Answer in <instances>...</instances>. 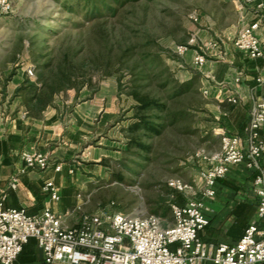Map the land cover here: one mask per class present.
<instances>
[{"label":"rangeland","instance_id":"rangeland-1","mask_svg":"<svg viewBox=\"0 0 264 264\" xmlns=\"http://www.w3.org/2000/svg\"><path fill=\"white\" fill-rule=\"evenodd\" d=\"M242 5V0H131L114 12L90 11L75 0H13L11 12L0 18L1 103L9 115L15 112L8 108L12 105L36 118L47 107L67 112L95 94L113 95L116 112L105 127L91 128L81 146L99 141L106 155L93 162L82 151L66 162L79 175L89 206L94 201L126 213L156 214L163 226L171 225L170 204L177 191L169 181L190 183L198 167L195 153L217 146L209 130L200 68L191 62V54H207L210 39L222 38L225 31L232 42L243 23ZM181 45L187 47L183 54L176 51ZM91 62L99 71L89 86ZM17 71L37 87L66 72L75 84L53 94L50 104L39 110L33 100L27 104L34 95L29 89H15L10 96L5 91L6 81ZM133 89L164 104L145 112L162 121L159 135L128 130L137 104Z\"/></svg>","mask_w":264,"mask_h":264},{"label":"crops","instance_id":"crops-1","mask_svg":"<svg viewBox=\"0 0 264 264\" xmlns=\"http://www.w3.org/2000/svg\"><path fill=\"white\" fill-rule=\"evenodd\" d=\"M241 8L243 23L240 29L256 24V36L264 48L263 11L244 4ZM231 39L228 31L223 33L222 38L210 39L206 47V61L200 67L201 89L207 99L209 130L213 132L211 136L217 144L212 150L200 149L206 154L219 150L222 132L238 135L242 144H245L250 111L263 91L257 78L263 74L264 58H249L233 47ZM211 43L215 46L210 47ZM197 53L191 54L192 63ZM6 67L8 70L9 63H6ZM22 72L17 71L6 81L4 87L8 96L24 82ZM1 89L0 85V194L7 192L5 206L24 208L30 215L42 213L45 207H50L63 215L64 225L76 226L83 213L95 212L101 206L94 201L89 206V200L83 199V183L77 173L73 175V165L66 161L82 151L86 160L93 162H99L101 156L106 155L104 144L99 141L84 148L81 146L89 139L90 135L87 134L91 128L95 125L96 128L101 125L105 127L107 118L116 112L114 96L95 94L67 112L61 107H47L41 116L32 118L25 115L23 107L12 109V105L8 108L15 112L7 114L6 107L1 103ZM230 98L237 102H230ZM260 132L264 133V125ZM99 135L97 133L95 137ZM22 151L46 153L49 166L43 170L26 169L20 158ZM197 162V172L190 182L195 196L200 195L203 187L200 173L207 165L202 158H197ZM57 164L61 165L59 171L55 170ZM254 175L243 164H237L231 165L226 175L216 181L215 195L203 200L204 213L209 222L198 233L202 240L232 245L243 235L245 228L256 220L257 198L252 187ZM13 176L18 178V185L10 189L8 183ZM46 181H51L57 187L60 195L58 201H52L43 190ZM185 198L184 193L177 191L172 203L183 204ZM167 226L170 225L164 227ZM174 247L171 245V248ZM16 263L48 264L34 238L28 239L23 245ZM201 264L213 263L204 261Z\"/></svg>","mask_w":264,"mask_h":264},{"label":"built area","instance_id":"built-area-1","mask_svg":"<svg viewBox=\"0 0 264 264\" xmlns=\"http://www.w3.org/2000/svg\"><path fill=\"white\" fill-rule=\"evenodd\" d=\"M244 5L264 13V0H242ZM13 0H0V18L12 10ZM195 21L196 14L191 15ZM256 24L241 28L232 41L233 47L251 59L264 58V48L255 30ZM215 44L211 43L210 47ZM186 46L177 47L183 54ZM206 53H197L193 65L200 68ZM33 74L32 68L27 70ZM257 81L262 95L255 101L247 127V138L227 132L220 133L218 151L206 154L201 150L197 158L207 162L201 170L203 187L200 195L192 193L193 186L181 179L169 181L176 191L185 194L183 204L170 205L173 223L164 227L155 214H131L114 210L112 205L101 206L92 213H83L76 226L64 225L63 215L50 207L42 213L30 215L24 208L6 207L7 192L0 194V264H17L23 245L34 238L48 264H263L264 263V71ZM230 102L236 103L234 98ZM20 158L26 169L43 170L49 157L41 151H22ZM243 164L252 170L253 192L257 198V218L232 245L202 240L198 233L208 224L203 200L215 195V183L228 172L231 165ZM57 164L55 170L59 171ZM18 178L11 177L8 188L15 189ZM43 190L52 201H58L57 187L46 181ZM171 245H175L171 248Z\"/></svg>","mask_w":264,"mask_h":264},{"label":"trees","instance_id":"trees-1","mask_svg":"<svg viewBox=\"0 0 264 264\" xmlns=\"http://www.w3.org/2000/svg\"><path fill=\"white\" fill-rule=\"evenodd\" d=\"M76 4L82 3L87 10H101V9H112L114 12L118 8L123 7L125 4L129 3L131 0H75ZM130 50V47L123 49L119 55V59L123 56H126V52ZM96 62H91V72L89 77L86 80V84L89 86L93 85L92 74L99 71V67L96 65ZM73 70V69H71ZM107 74V73H106ZM73 77L69 73H65L63 77L59 79H45L37 87L36 83L25 81L23 85L17 88V93L23 90L29 89L34 95L28 100L34 101V106L39 110L50 104L53 94L64 90L65 88L74 85L75 82L72 81ZM131 95L137 101L136 112L132 115L134 121L128 125V130L136 131L142 129L145 133H150V135H159L163 130L162 121L152 119L150 116L146 115L145 112L151 111L154 109L162 108L164 104L159 103L154 97H151L148 93H141L136 89H133ZM30 108V107H29ZM157 118V117H156ZM160 119V118H157ZM132 140V139H131ZM139 143V141H135ZM139 145L143 146L142 143ZM118 181H122L121 177H118ZM156 215V214H155Z\"/></svg>","mask_w":264,"mask_h":264}]
</instances>
